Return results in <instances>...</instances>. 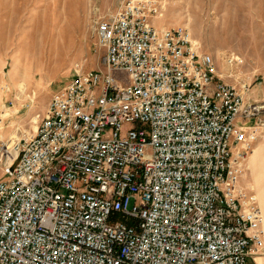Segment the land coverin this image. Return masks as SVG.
Wrapping results in <instances>:
<instances>
[{"label": "built area", "instance_id": "built-area-1", "mask_svg": "<svg viewBox=\"0 0 264 264\" xmlns=\"http://www.w3.org/2000/svg\"><path fill=\"white\" fill-rule=\"evenodd\" d=\"M157 11L127 0L101 18L105 69L76 65L33 133L0 138V264H247L263 249L242 177L264 107L229 80L242 58L222 71Z\"/></svg>", "mask_w": 264, "mask_h": 264}, {"label": "rangeland", "instance_id": "rangeland-1", "mask_svg": "<svg viewBox=\"0 0 264 264\" xmlns=\"http://www.w3.org/2000/svg\"><path fill=\"white\" fill-rule=\"evenodd\" d=\"M155 1L158 11L154 24L185 27L203 51L217 58L222 71L229 70L227 54L242 58L229 80L236 85L246 84L248 95L264 107V0ZM126 2L0 0V80L11 86L10 91L3 90L0 96L1 103L11 112L4 114L0 138L18 137L21 130L33 133L37 116L42 118L53 93L72 79L76 65L85 70L105 69V50L98 41L97 22L118 13ZM56 14L61 17L60 27H68L73 42L68 48L60 45L52 58L41 61L31 42L34 37L55 38L59 32L54 21ZM23 54V67L16 73L17 57ZM114 74L123 82H129L125 71L115 70ZM249 158L248 171L242 181H250L257 192L256 177L260 197H263L264 132ZM2 172L0 166V176ZM258 199L260 203L259 196Z\"/></svg>", "mask_w": 264, "mask_h": 264}, {"label": "crops", "instance_id": "crops-1", "mask_svg": "<svg viewBox=\"0 0 264 264\" xmlns=\"http://www.w3.org/2000/svg\"><path fill=\"white\" fill-rule=\"evenodd\" d=\"M59 15L60 14H56V16H54V21L57 22V24H58L57 26L59 27L57 29L59 32L56 33V36L54 39H49L48 37H45V38L34 37L33 41L31 42V46H33V48H35L34 50L37 51L36 54L40 58L41 61H45L48 58L49 59L52 58L53 57L52 55L54 54L56 48H58L60 45H63L66 48H68V46H70L71 42H73V39H71L72 36H71V33H70L68 27H60L61 17ZM61 29H63V30H61ZM50 46H52V47H50ZM49 55H51V56L48 57ZM24 56L25 55L23 54L22 56L19 55L17 57L16 63H15V72L16 73H18L20 71V68L23 67L22 57H24ZM23 84H24V81L19 83V85H21V86ZM4 86H5V83L0 80V96L4 90L3 89ZM7 86L9 87V90H11V86H9V85H7ZM1 100H2V98L0 97V102H1ZM9 113H11L10 110H9ZM250 166H251V160H250ZM247 171H248V169H247ZM247 171H246V174H247ZM250 175L252 176L253 174L251 173ZM248 182L250 184V181H247V182H245V180L243 181V183H245V184H247ZM255 183L257 185L258 196L260 198V203H261V206H262L263 212H264V194L262 192L263 197H260L259 187L257 184L256 177H255ZM247 264H264V247L257 254L251 255L248 259Z\"/></svg>", "mask_w": 264, "mask_h": 264}, {"label": "bare ground", "instance_id": "bare-ground-1", "mask_svg": "<svg viewBox=\"0 0 264 264\" xmlns=\"http://www.w3.org/2000/svg\"><path fill=\"white\" fill-rule=\"evenodd\" d=\"M81 70H83V71H85V69H83L82 67H81ZM1 103V102H0ZM6 111L7 112H9V109H6ZM6 111L4 112V114H6ZM16 137V136H15ZM19 137V136H18Z\"/></svg>", "mask_w": 264, "mask_h": 264}]
</instances>
